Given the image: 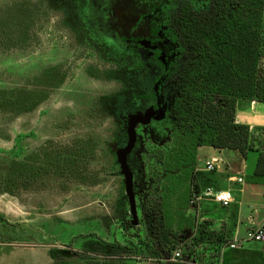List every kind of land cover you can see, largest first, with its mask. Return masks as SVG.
I'll list each match as a JSON object with an SVG mask.
<instances>
[{"label": "rangeland", "instance_id": "1", "mask_svg": "<svg viewBox=\"0 0 264 264\" xmlns=\"http://www.w3.org/2000/svg\"><path fill=\"white\" fill-rule=\"evenodd\" d=\"M100 1L0 0V264H219L224 244L213 236L233 237L246 186L257 185L263 201L256 165L264 136L249 128L244 158L198 147L192 164L182 158L191 144L175 121L137 125L127 156L133 219L117 151L127 145V116L140 105L141 70L132 53L97 40L90 21ZM241 108L250 114L248 101H238L236 113ZM211 158L222 166L203 172ZM229 177H241L243 187ZM206 181L230 190L235 202L192 207V191ZM241 228L238 236L249 230ZM243 249L259 251L261 243Z\"/></svg>", "mask_w": 264, "mask_h": 264}, {"label": "trees", "instance_id": "2", "mask_svg": "<svg viewBox=\"0 0 264 264\" xmlns=\"http://www.w3.org/2000/svg\"><path fill=\"white\" fill-rule=\"evenodd\" d=\"M204 13L210 16L194 18L192 5L181 2L169 22L182 47L171 82L172 112L186 143L191 144L182 158L192 164L196 149L203 146L237 150L246 157L252 135L248 126L235 123L236 103L264 104V71L259 68L264 0H219L200 14ZM254 131L264 136L262 128ZM256 167L264 176V155ZM207 187H212L210 181L196 186ZM160 228L159 240L167 246L169 231L162 223ZM213 237L219 247L225 242ZM219 264H264V241L259 251H224Z\"/></svg>", "mask_w": 264, "mask_h": 264}, {"label": "flooded vegetation", "instance_id": "3", "mask_svg": "<svg viewBox=\"0 0 264 264\" xmlns=\"http://www.w3.org/2000/svg\"><path fill=\"white\" fill-rule=\"evenodd\" d=\"M83 1V0H82ZM219 0H101L92 22L99 41L111 42L120 52L132 53L140 75L135 79L141 97L134 113H153L144 127H165L174 121L172 78L181 62L179 36L170 27L177 5H192L195 17H208ZM140 125V124H139ZM136 131V130H135Z\"/></svg>", "mask_w": 264, "mask_h": 264}, {"label": "built area", "instance_id": "4", "mask_svg": "<svg viewBox=\"0 0 264 264\" xmlns=\"http://www.w3.org/2000/svg\"><path fill=\"white\" fill-rule=\"evenodd\" d=\"M222 166L221 161L218 158H211L210 161L205 162L203 172L217 171ZM228 181L231 183L242 184L243 179L241 177H230ZM200 202H207L218 205L222 208H228L234 203V198L229 190H217L212 187L204 189L194 188L192 191L189 204L194 207ZM264 241V225L251 228L247 230L243 236L235 235L229 241L223 243L222 253L226 250H241L247 243H261ZM221 253V254H222ZM180 258V253L176 251L174 253L173 260ZM139 264V263H137Z\"/></svg>", "mask_w": 264, "mask_h": 264}, {"label": "crops", "instance_id": "5", "mask_svg": "<svg viewBox=\"0 0 264 264\" xmlns=\"http://www.w3.org/2000/svg\"><path fill=\"white\" fill-rule=\"evenodd\" d=\"M259 104L261 103H257L253 101L249 102L250 114H247L244 108H241L240 112L238 111L237 113L235 110V120L237 121V123L246 125L249 128H263V131H264V113L262 112L264 111V104H261L263 105L262 111H259L258 109H256L257 105ZM257 177L264 179V176H257ZM234 184H237V183H234ZM243 184H244V180L242 184H237V185H240L241 187H243ZM246 187H247V192H248L247 193L248 202L239 203V208L237 209V219L239 217V220L237 222L236 231L234 232L233 237L235 235L237 236L239 235L240 229H242L241 227H249V229L255 228L256 227L255 217L260 218L259 220H263L261 225H264V198H263V201L259 200L262 194L258 193L257 190L255 189L257 188V185H254V186L251 185V186H246ZM240 191L242 193L243 189L241 188ZM249 210H251V212ZM241 220H244V223H242ZM247 230L248 229L243 230L242 236Z\"/></svg>", "mask_w": 264, "mask_h": 264}, {"label": "water", "instance_id": "6", "mask_svg": "<svg viewBox=\"0 0 264 264\" xmlns=\"http://www.w3.org/2000/svg\"><path fill=\"white\" fill-rule=\"evenodd\" d=\"M153 117V113L147 111L145 113H133L127 116L128 118V128H127V136L128 141L125 148L120 149L117 151V159L120 166L121 173L124 177V184H125V193L128 199V203L130 206V212L133 219H136L135 215V198L133 193V175L129 169L127 163V156L130 154L132 149L136 143V126L137 125H147L149 124L151 118ZM133 224H135L133 222Z\"/></svg>", "mask_w": 264, "mask_h": 264}]
</instances>
